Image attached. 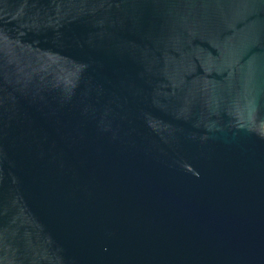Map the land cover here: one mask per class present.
I'll use <instances>...</instances> for the list:
<instances>
[{"label":"water","instance_id":"1","mask_svg":"<svg viewBox=\"0 0 264 264\" xmlns=\"http://www.w3.org/2000/svg\"><path fill=\"white\" fill-rule=\"evenodd\" d=\"M0 264H264V0H0Z\"/></svg>","mask_w":264,"mask_h":264}]
</instances>
